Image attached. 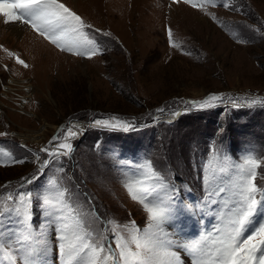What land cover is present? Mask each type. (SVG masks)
I'll return each instance as SVG.
<instances>
[{
    "label": "rangeland",
    "instance_id": "1",
    "mask_svg": "<svg viewBox=\"0 0 264 264\" xmlns=\"http://www.w3.org/2000/svg\"><path fill=\"white\" fill-rule=\"evenodd\" d=\"M62 2L92 25L85 31L101 49L92 59L41 37L68 57L53 62L40 48L48 52L39 57L52 63L40 67L47 76L38 75V56L27 50L28 41L39 40L36 33L25 26L33 37L22 36L26 31L15 39L0 35V198L32 193L31 224L36 231L47 225L51 264L58 263V225L46 217L38 194L67 189V202L115 249L109 221H135L141 229L147 223L125 184L150 174L149 165L187 202L204 198L213 165L231 168L249 155L261 161L256 182L264 187V103H251L264 100V0H195L197 7L183 0H99L97 9L86 0ZM211 94L221 99L198 107ZM113 117L135 130L94 126ZM53 136L60 137L56 143L70 137V157L40 151H55L48 144ZM9 154L24 163H13ZM37 156L54 159L42 175ZM34 175L39 179L25 183ZM219 206H211L204 230L189 220L185 231L195 237L211 230Z\"/></svg>",
    "mask_w": 264,
    "mask_h": 264
},
{
    "label": "snow or ice",
    "instance_id": "2",
    "mask_svg": "<svg viewBox=\"0 0 264 264\" xmlns=\"http://www.w3.org/2000/svg\"><path fill=\"white\" fill-rule=\"evenodd\" d=\"M183 2L198 6L195 0ZM0 16L6 24L20 22L30 26L61 51L88 59L101 52L94 38H89L85 31L92 29V25L62 0H0ZM172 35L169 28L170 42ZM16 59L27 67L22 59ZM220 99L219 95L211 94L199 102L198 107H212ZM257 102L264 103V100L251 101ZM94 126L125 132L135 130L133 123L116 117L95 120ZM76 135L70 131V137ZM70 137L56 143L60 137L53 136L48 144L55 151L48 146L40 151L52 158L69 155L73 151L72 144L67 142ZM9 157L13 163H24L10 154ZM35 163L37 173L42 175L50 160L41 161L37 156ZM260 165L261 161L252 155L231 168L213 165L205 178V196L196 202L183 201L180 190L165 184L164 177L149 165L150 174L125 184L132 199L142 205L147 223L141 229L135 221L126 225L109 221L115 225L111 229L115 249L107 243V236L94 232L67 202V189L50 191L43 196L38 194L36 199L41 201L50 222L58 225L56 254L60 264H183L181 251L191 257V264H264V187L256 182V170ZM37 179L39 175H34L25 179V183ZM53 188H56L55 183ZM221 194H224L223 198ZM217 204L220 205L216 212L217 224L209 231H201L198 236H188L185 231L188 221L202 223L203 215ZM32 207V193L19 192L15 197L9 194L6 201L0 198V261L3 264H51L49 256L53 248L46 238L47 225H42L40 231L33 228Z\"/></svg>",
    "mask_w": 264,
    "mask_h": 264
},
{
    "label": "bare ground",
    "instance_id": "3",
    "mask_svg": "<svg viewBox=\"0 0 264 264\" xmlns=\"http://www.w3.org/2000/svg\"><path fill=\"white\" fill-rule=\"evenodd\" d=\"M99 0H86V2H87V4L88 3H90V7H92V8H96L97 7V5H96V3L98 2ZM97 9V8H96ZM172 10V9H171ZM4 23V24H3ZM25 26L26 25H24V24H22V23H20V22H10V23H5L4 22V18L2 17V16H0V35H1V37H3V38H5V37H7L8 39H15V38H18L19 36H21V34L24 32V31H26V30H24L25 29ZM1 29H3L4 31H1ZM28 30V29H27ZM30 30H32V29H30ZM29 30V31H30ZM33 31V30H32ZM33 32H35V31H33ZM28 31H26V33H24L22 36H24L25 38H26V35L27 36H32L33 37V35H35L36 37V39H37V37H39V40H41V41H39V40H37L33 45L30 43L31 41H28V43L30 44H27L28 45V48H27V50L28 49H30L31 51H34L35 52V54L38 56V59H37V64H40L39 66H37L36 65V70H37V73H38V75L41 73L42 75H46L47 73H45V70H41L40 69V67H42L43 65H47V66H49L51 63H52V61L50 60V59H52L53 60V62H57V61H59L60 59H62V58H64V57H68V55H65L64 53L63 54H60V53H58L57 52V50L56 51H54L55 50V48H50L47 44H45V43H43L42 42V38L37 34H34L33 33V35L31 34V32L29 33V35H28ZM22 38V37H21ZM24 38V39H25ZM29 39H31L30 37H28ZM33 39V38H32ZM35 39V40H36ZM4 40V39H3ZM11 41V40H10ZM9 41V42H10ZM26 41V40H25ZM33 41V40H32ZM39 41V42H38ZM12 42H13V40H12ZM23 42H24V40H23ZM34 42V41H33ZM19 43V42H18ZM46 43H48V42H46ZM21 44V43H20ZM3 46V45H2ZM20 46H22V44L20 45ZM30 46L32 47V48H30ZM4 48V47H3ZM40 48H42L41 50H43V48H45V49H47V50H49V52L46 50V51H40ZM5 49V48H4ZM7 49V48H6ZM11 49V48H10ZM50 50H52L53 52H50ZM45 52H48V53H46V56L47 55H49V57H50V59H48V61H47V58H45V59H42L41 57H39V55L38 54H43V53H45ZM53 53V54H52ZM34 58V57H33ZM49 60H50V62H49ZM29 61V60H28ZM29 63H31L30 61H29ZM31 64H33V63H31ZM37 73H35V74H37ZM47 76V75H46ZM10 82L11 83H13V84H17L19 81L17 80V79H12V80H10ZM27 86H29V85H27ZM28 88V87H27ZM29 90V89H28ZM172 117H173V114L171 115ZM166 118H169L170 116H165ZM54 128H55V126H54ZM36 137H38V136H41V132H38L36 135H35ZM183 264H190V262H189V260H188V258L186 259L185 257H184V259H183Z\"/></svg>",
    "mask_w": 264,
    "mask_h": 264
},
{
    "label": "flooded vegetation",
    "instance_id": "4",
    "mask_svg": "<svg viewBox=\"0 0 264 264\" xmlns=\"http://www.w3.org/2000/svg\"><path fill=\"white\" fill-rule=\"evenodd\" d=\"M102 155H105V156L107 157V159H108L107 165L109 166L110 163H111V160L109 159V157H108L106 154H102ZM62 157H63V156H62ZM53 161H54V159H53V160H50V163H49L48 166H50V164H51ZM48 166L46 167L47 169H48ZM47 179H48V178H47ZM46 182H47V180H46Z\"/></svg>",
    "mask_w": 264,
    "mask_h": 264
}]
</instances>
